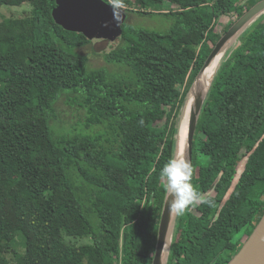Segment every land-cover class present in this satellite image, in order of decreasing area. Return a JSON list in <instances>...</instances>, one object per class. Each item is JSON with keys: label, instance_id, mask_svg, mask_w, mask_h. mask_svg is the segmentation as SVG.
<instances>
[{"label": "trees", "instance_id": "obj_1", "mask_svg": "<svg viewBox=\"0 0 264 264\" xmlns=\"http://www.w3.org/2000/svg\"><path fill=\"white\" fill-rule=\"evenodd\" d=\"M258 1L122 0L121 9L133 5L143 16L169 3L158 15L171 26L123 24L119 47L104 58L128 75L112 76L85 69L75 51L90 42L54 20L56 0H0L31 7L0 21V264H151L166 192L159 172L173 158L180 107L232 25L219 34L218 20L239 18ZM80 91L86 126L102 131L56 135V101ZM250 151L229 192L236 163ZM191 165L200 196L216 181L217 196L200 205L203 217L189 208L178 216L168 264H227L240 250L235 234L264 214V15L214 78Z\"/></svg>", "mask_w": 264, "mask_h": 264}, {"label": "water", "instance_id": "obj_2", "mask_svg": "<svg viewBox=\"0 0 264 264\" xmlns=\"http://www.w3.org/2000/svg\"><path fill=\"white\" fill-rule=\"evenodd\" d=\"M116 11L119 12V15L114 19L112 4L104 0H56L53 18L64 29L85 36L86 39L92 43L95 51H100L99 46L102 45V48L105 50L103 53L108 54L119 47L122 39L121 27L126 19L125 10L120 8ZM263 15L264 0H260L239 17L229 29L221 35L214 45L200 71L194 78L183 104L180 107L176 119L173 158L179 157L181 118L185 103L189 100L191 95H193V103L186 125L185 149L182 153V157L186 158L191 163L193 141L196 134L198 119L214 78L221 64L239 45L241 36ZM233 38L234 41L221 58L207 90L204 93L195 91L196 84H200V79L204 70L223 50V47ZM170 199L166 191L159 217L151 264H168L178 218V216L169 209L168 203ZM227 264H264V214L238 253Z\"/></svg>", "mask_w": 264, "mask_h": 264}, {"label": "rangeland", "instance_id": "obj_3", "mask_svg": "<svg viewBox=\"0 0 264 264\" xmlns=\"http://www.w3.org/2000/svg\"><path fill=\"white\" fill-rule=\"evenodd\" d=\"M127 8L129 9L128 11L123 9L126 13L124 24L157 32H164L171 26V20L162 15H158L159 13H167L172 9L169 3L165 2L161 6L150 8L149 12L152 14L147 16L137 13V9L133 5ZM30 11L31 7L29 4H22L20 6H0V21L9 18H22L29 15ZM237 19L235 15H230L229 17L222 16L217 22L215 31L219 34H223L224 28L230 23L233 24ZM99 47L100 51H95L92 43H89L86 46L76 49L75 52L86 59L85 69L87 71L106 70L112 76L124 75L128 72L126 67L108 63L104 58V48H102V45ZM82 96L81 91L78 93H62L60 95L54 106L55 117L50 122V128L56 135H91L102 131L101 127L86 126V111L81 107L83 104ZM22 242L23 237L21 234H18L15 238V248L19 253L24 252Z\"/></svg>", "mask_w": 264, "mask_h": 264}, {"label": "clouds", "instance_id": "obj_4", "mask_svg": "<svg viewBox=\"0 0 264 264\" xmlns=\"http://www.w3.org/2000/svg\"><path fill=\"white\" fill-rule=\"evenodd\" d=\"M114 19L119 15L116 11L124 4L122 0H112ZM193 169L190 161L183 157L170 158L159 172L160 179L164 182L169 200V209L177 216H181L185 211L201 200L200 193L196 191L191 183Z\"/></svg>", "mask_w": 264, "mask_h": 264}, {"label": "flooded vegetation", "instance_id": "obj_5", "mask_svg": "<svg viewBox=\"0 0 264 264\" xmlns=\"http://www.w3.org/2000/svg\"><path fill=\"white\" fill-rule=\"evenodd\" d=\"M251 153H252V151L244 152L242 154V156L240 157L239 161L236 163L235 174H234V177L232 178V183H231V187H230L231 190H229V192H232V190H234L236 184H238L243 172L245 171V166H246V163H247L248 158L251 155ZM198 169L199 168H197L196 170L198 171ZM216 185H217V181L214 183V185H212L210 190H208L206 193H203L201 195L202 201L206 200V197H212L213 198V197L217 196L216 191H215ZM227 200H228V196H224L220 200L218 208H217V213L214 216V218L212 219V221L216 220L217 214H218V212H220L219 210H221V208L224 206V204ZM203 203L204 202H197L194 205L190 206L189 207V213H191L192 215H194L197 218L203 217L204 211L201 210V208H200V205H202ZM253 229H254V227H253V224L251 222L248 223L246 226H244L242 229H240L239 232H237L235 234V237H234L235 246L241 248L243 246V244L245 243V241L250 236V234L252 233Z\"/></svg>", "mask_w": 264, "mask_h": 264}, {"label": "bare ground", "instance_id": "obj_6", "mask_svg": "<svg viewBox=\"0 0 264 264\" xmlns=\"http://www.w3.org/2000/svg\"><path fill=\"white\" fill-rule=\"evenodd\" d=\"M234 38L230 40L224 47L223 50L214 58V60L211 62V64L204 70L202 77L200 79V84H196V90L200 91L201 93H204L210 83V80L221 60L223 57L225 51L231 46L233 43ZM193 103V95L189 98V100L185 103L183 107V113L181 118V128H180V141H179V157H182L183 150L185 149V132H186V125L188 116L192 107Z\"/></svg>", "mask_w": 264, "mask_h": 264}]
</instances>
